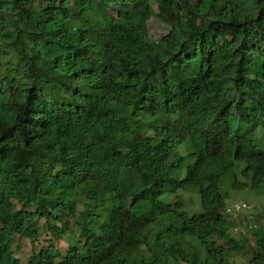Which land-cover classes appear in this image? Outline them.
<instances>
[{
    "label": "trees",
    "instance_id": "1",
    "mask_svg": "<svg viewBox=\"0 0 264 264\" xmlns=\"http://www.w3.org/2000/svg\"><path fill=\"white\" fill-rule=\"evenodd\" d=\"M0 42V264L43 230L26 264H264V224L251 245L226 209L264 194V0H0Z\"/></svg>",
    "mask_w": 264,
    "mask_h": 264
},
{
    "label": "rangeland",
    "instance_id": "2",
    "mask_svg": "<svg viewBox=\"0 0 264 264\" xmlns=\"http://www.w3.org/2000/svg\"><path fill=\"white\" fill-rule=\"evenodd\" d=\"M182 4H188L190 0H180ZM154 8L158 11L157 4H154ZM72 25V23H71ZM169 26L165 23L159 21L156 17H152L149 21V34L155 38L160 39L164 34L168 32ZM4 50H9L6 47L5 43L0 42V52ZM10 51L9 53H4L2 56L0 55V59L4 61L7 59H15V54ZM249 136L251 137H258L264 134V129L261 126L257 125H249L246 129ZM178 149L186 153V149L184 144H180ZM31 158L37 163H41L44 168L51 167L52 160L58 159L51 153L40 150L36 154L27 156ZM239 166L244 167V163H238ZM46 168V169H48ZM185 168L182 171V176L185 175ZM180 194V197L183 198L185 204L183 208L188 210L189 212L197 211L200 209V196L197 192L186 191V190H178L177 192L172 191H165L160 195V199L173 202L177 200V196ZM80 210L83 208L82 204L80 203ZM227 210L231 211L232 216L236 222L235 226L231 228L230 233L240 239L242 235H246L248 237H252L251 230L258 227L261 224H264V194H257L253 191L250 187L242 189V190H230V196L227 198ZM39 224H44V219H38ZM2 222L0 220V226ZM105 226L107 227V232H110L111 226L110 224L106 223ZM69 234L71 232H75L74 225L72 226L71 230H69ZM39 237L35 243L30 241V238L25 236H18L16 235L13 241V248L15 251V255L18 256L22 262V264H26L29 256L40 247L47 245L49 243L50 238L52 236L49 235L48 231L43 230L39 233ZM105 236V235H104ZM53 241V240H52ZM254 239L251 238V245L253 244ZM73 243V239H68V236H64L61 239H55L54 245L58 247L62 253H65L66 249L70 244ZM231 264H246L248 261V255L243 256H230Z\"/></svg>",
    "mask_w": 264,
    "mask_h": 264
},
{
    "label": "clouds",
    "instance_id": "3",
    "mask_svg": "<svg viewBox=\"0 0 264 264\" xmlns=\"http://www.w3.org/2000/svg\"><path fill=\"white\" fill-rule=\"evenodd\" d=\"M18 257V256H17Z\"/></svg>",
    "mask_w": 264,
    "mask_h": 264
}]
</instances>
